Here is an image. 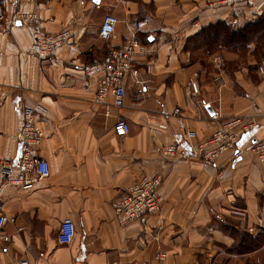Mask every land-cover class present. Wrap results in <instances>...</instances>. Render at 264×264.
I'll return each mask as SVG.
<instances>
[{
    "label": "crops",
    "instance_id": "obj_1",
    "mask_svg": "<svg viewBox=\"0 0 264 264\" xmlns=\"http://www.w3.org/2000/svg\"><path fill=\"white\" fill-rule=\"evenodd\" d=\"M210 1L19 0V11L36 14L45 32L71 22L72 39L43 58L30 49L31 25L11 19L3 3L0 162L18 161L23 112L38 105L44 137L36 155L50 173L0 190V264H264V164L251 149L264 140V75L255 71L264 34L259 44L205 57L204 66L186 48L208 25L235 31L256 23L264 0L207 8ZM106 14L117 18L111 40L98 35ZM132 37L145 55L135 62L137 76L123 80V107L113 106L111 94L96 103L108 49ZM92 65L98 68L87 77ZM194 73L197 93L188 89ZM117 117L130 127L122 137L114 133ZM231 117L250 128L215 162L161 155L162 145L204 140ZM144 175L163 178L160 208L145 224L122 225L111 203ZM66 217L75 235L59 244Z\"/></svg>",
    "mask_w": 264,
    "mask_h": 264
},
{
    "label": "built area",
    "instance_id": "obj_2",
    "mask_svg": "<svg viewBox=\"0 0 264 264\" xmlns=\"http://www.w3.org/2000/svg\"><path fill=\"white\" fill-rule=\"evenodd\" d=\"M252 0H213L205 6L207 8L234 7L238 4L249 3ZM6 2L11 10V19H18L31 25V45L30 49L38 57H47L55 49L69 42L73 37L71 22L58 32H45L36 14L23 13L19 11V0H0V17L3 13L2 5ZM117 18L106 14L103 16L98 28V35L103 40H111L115 36V24ZM145 55V48L132 37L119 46L110 47L104 57L101 68L103 75L98 78L94 100L100 103L108 94L112 95L113 106L119 110L124 105L125 89L123 80L126 75L137 76L138 71L135 62ZM217 60V57H215ZM98 66L92 65L85 70L87 77H92ZM147 70L151 69V64H147ZM255 71L258 75H264V56L256 63ZM197 73H194L188 83V89L198 92L196 81ZM41 113L38 105L27 108L23 112V123L17 134L20 144V156L16 163L7 160L0 162V190L7 186L26 187L34 182L46 178L49 173V164L36 155V150L41 143L44 133L37 125V116ZM178 113V110H175ZM213 116H217L214 113ZM179 127L184 130V125L180 121ZM250 125L244 123L240 117H231L222 122L212 134L204 140L193 144L184 145L181 143H171L162 145L160 153L162 156L175 160L201 159L207 163L215 162L219 156L237 142L239 135L248 130ZM130 127L128 122L122 117H117L114 124V133L122 137L128 133ZM252 152L259 162L264 164V140L255 141L252 144ZM163 182L161 175L140 176L133 180L125 190L122 197L111 203L113 212L120 217V223L127 225L137 221L145 224L147 218L155 214L161 205L162 197L159 188ZM6 222V217L0 214V230ZM75 235L73 221L66 217L61 220L56 239L59 244H69ZM157 256H163L161 253ZM26 264V262H22Z\"/></svg>",
    "mask_w": 264,
    "mask_h": 264
},
{
    "label": "trees",
    "instance_id": "obj_3",
    "mask_svg": "<svg viewBox=\"0 0 264 264\" xmlns=\"http://www.w3.org/2000/svg\"><path fill=\"white\" fill-rule=\"evenodd\" d=\"M264 16L239 30H232L227 24L217 22L202 28L189 38L186 48L193 61H201L219 51H238L246 47L250 41L259 44L263 40ZM204 66V65H203Z\"/></svg>",
    "mask_w": 264,
    "mask_h": 264
}]
</instances>
